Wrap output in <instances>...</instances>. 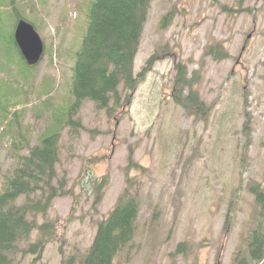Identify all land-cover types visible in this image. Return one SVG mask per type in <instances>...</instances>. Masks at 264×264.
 <instances>
[{
    "label": "rangeland",
    "instance_id": "obj_1",
    "mask_svg": "<svg viewBox=\"0 0 264 264\" xmlns=\"http://www.w3.org/2000/svg\"><path fill=\"white\" fill-rule=\"evenodd\" d=\"M92 1L0 0V96L19 90L12 102H19L20 115L6 130L7 121L0 119V192L17 154L29 153L25 139L37 145L54 124L45 103L57 107L70 100L75 54ZM18 15L47 47L34 67L15 45ZM141 42L135 74L155 50L161 59L131 101L111 116L85 101L77 116L84 127H63L57 173L68 194L36 217L39 225L57 222V237L35 264H83L127 177L140 211L136 235L115 264H245L242 259L264 264L250 259L248 247L260 221L250 188H264V0H153ZM219 43L229 58L204 56L207 46ZM179 63L189 75L197 72L204 115L188 114L174 103ZM247 120L250 138L244 133ZM130 154L143 168L127 171ZM104 176L109 184L94 206L92 186ZM37 233L19 244L18 264H31L34 257L24 251ZM181 243L187 246L178 252Z\"/></svg>",
    "mask_w": 264,
    "mask_h": 264
},
{
    "label": "trees",
    "instance_id": "obj_2",
    "mask_svg": "<svg viewBox=\"0 0 264 264\" xmlns=\"http://www.w3.org/2000/svg\"><path fill=\"white\" fill-rule=\"evenodd\" d=\"M152 1L93 0L91 3L87 31L75 54L69 83L70 100L57 107L53 102L45 103L54 124L41 135L37 145L31 146L29 139H25L29 153L21 156L17 154V166L7 178L6 188L0 192V264H14L20 250L19 244L27 241L35 230L38 232L36 242L29 245L27 251L34 254L35 258L37 256L34 263L41 259L47 245L56 239L57 222L45 220L39 225L36 217L47 215L53 201L68 194L66 182L59 180L57 173L63 127L71 126L74 130H78L75 126L84 127L77 116L85 101H91L98 109L106 110L108 116L113 115L118 108L129 103V92L136 91L147 72L161 59L158 49L142 72L135 76V59ZM223 9L233 12V9L225 6ZM20 17L18 15V20ZM168 19L170 13L162 18V27L166 26ZM209 55L218 60L230 56L221 43L215 47L207 46L204 56ZM175 69V104L188 114L204 115L205 104L196 89L199 78L197 72L189 77L187 67L182 63L177 64ZM121 86L127 92L125 97ZM18 92L0 96V119L2 123L7 121L4 130L20 118L19 110H16L19 102H12ZM248 117H251L250 113ZM249 125L250 121L247 120L244 133L250 138V131L247 130ZM138 166L130 154L127 171ZM127 179L134 185L132 179ZM107 183L104 177L100 183L93 184L94 206L101 202L102 190ZM250 192L260 209V221L251 234L249 252L252 259L261 261L264 258V188L257 184L251 187ZM21 198L24 201L19 203ZM139 211L137 199L131 198L128 190H125L112 212L99 223L84 264H115L117 256L135 237ZM32 215L34 218L30 220Z\"/></svg>",
    "mask_w": 264,
    "mask_h": 264
},
{
    "label": "water",
    "instance_id": "obj_3",
    "mask_svg": "<svg viewBox=\"0 0 264 264\" xmlns=\"http://www.w3.org/2000/svg\"><path fill=\"white\" fill-rule=\"evenodd\" d=\"M14 37L27 64L37 65L44 54V43L34 26L23 19L20 20Z\"/></svg>",
    "mask_w": 264,
    "mask_h": 264
}]
</instances>
